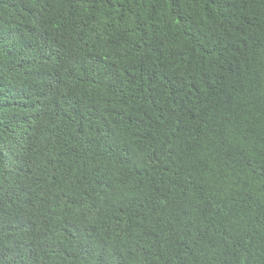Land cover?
Wrapping results in <instances>:
<instances>
[{
	"label": "trees",
	"instance_id": "16d2710c",
	"mask_svg": "<svg viewBox=\"0 0 264 264\" xmlns=\"http://www.w3.org/2000/svg\"><path fill=\"white\" fill-rule=\"evenodd\" d=\"M0 264H264V0H0Z\"/></svg>",
	"mask_w": 264,
	"mask_h": 264
}]
</instances>
